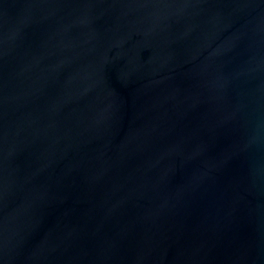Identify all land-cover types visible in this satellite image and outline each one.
Instances as JSON below:
<instances>
[{
  "label": "water",
  "instance_id": "1",
  "mask_svg": "<svg viewBox=\"0 0 264 264\" xmlns=\"http://www.w3.org/2000/svg\"><path fill=\"white\" fill-rule=\"evenodd\" d=\"M0 264H264V0H0Z\"/></svg>",
  "mask_w": 264,
  "mask_h": 264
}]
</instances>
